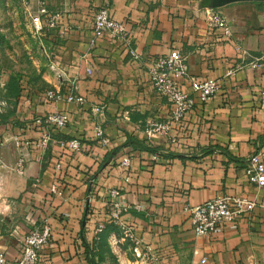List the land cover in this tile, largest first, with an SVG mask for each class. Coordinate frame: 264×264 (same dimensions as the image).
I'll use <instances>...</instances> for the list:
<instances>
[{
  "label": "crops",
  "instance_id": "obj_1",
  "mask_svg": "<svg viewBox=\"0 0 264 264\" xmlns=\"http://www.w3.org/2000/svg\"><path fill=\"white\" fill-rule=\"evenodd\" d=\"M41 1L65 16L64 28L34 35L50 69L36 84L23 77L18 101L3 97L11 78L0 69V113L13 112L0 123V252L7 262L14 264L29 232L47 223L52 232L39 264H89L86 245L92 249L99 240L95 229L107 222L105 202L118 188L129 206L123 221L151 254L148 264H202L203 259L205 264H264V187L246 175L251 156L264 158V68L249 67L264 54V0H27L30 16ZM6 2L0 0V16L4 7L5 17L12 18ZM100 8L127 25L139 60L124 41L94 38ZM217 9L231 25L232 37L212 27L209 13ZM1 27L11 28L10 18ZM173 49L187 55L192 77L220 82L217 95L198 103L175 128L176 143L167 136L149 139L141 127L149 118L170 117L169 102L157 95L149 70ZM58 61L65 69L62 77L55 71ZM239 67L235 76H226ZM70 80L77 81L85 106L47 97L51 90L67 95ZM189 83L185 90L190 91ZM94 107L103 111L96 114ZM56 111L69 114L70 123L53 133L44 155L17 147L16 138L37 142L33 120ZM126 112L131 121L122 118ZM95 126L104 129L108 146L91 134ZM71 139L82 141L80 152L57 143ZM26 153L21 175L14 168ZM126 157L132 159L129 170L121 165ZM55 184L61 195L51 192ZM223 196L253 200L255 210L236 227L197 238L188 208ZM110 241L118 239L111 234ZM123 241L112 245L114 251L128 262L129 253L136 264H147L123 249Z\"/></svg>",
  "mask_w": 264,
  "mask_h": 264
},
{
  "label": "built area",
  "instance_id": "obj_2",
  "mask_svg": "<svg viewBox=\"0 0 264 264\" xmlns=\"http://www.w3.org/2000/svg\"><path fill=\"white\" fill-rule=\"evenodd\" d=\"M25 4L27 0H22ZM161 2L163 0H149ZM210 22L213 28L221 32L225 37H232L233 32L231 25L220 10H212L209 13ZM33 29L36 35L43 36L49 30L64 28L65 16L62 12H51L46 3L41 1L37 12L32 16ZM94 38L107 37L111 40H121L130 48V54L134 60H139L140 56L133 50L132 42L129 39L127 25L124 22L115 20L107 8H100L96 11L93 20ZM95 41V40H94ZM58 77H62L65 69L58 61L55 65ZM254 70L264 68V54L254 59L250 64ZM241 68H234L227 72L226 76H235ZM150 80L154 86L157 95L168 100L171 114L168 120H160L158 118H149L141 123V127L145 135L152 139L158 135L170 137L172 143L177 140L172 136L175 128L180 126L185 120L187 114L194 111L198 103L206 104L211 101L220 90V82L214 79L198 80L190 75L187 55L178 49H173L167 54L158 56L153 62L149 70ZM188 80L189 89L185 90V81ZM69 92L64 95L62 91H49L47 97L59 102L66 100L67 102L85 106L86 99L79 94V86L76 80L68 81ZM103 108L94 107L92 112L101 113ZM122 118L131 121L128 112L124 113ZM70 123V116L66 112L56 111L45 116H39L32 122V127H37L40 138L37 142L32 140L21 141L15 139L17 147L26 149L33 147L40 152L41 156L48 150L50 144L54 141L53 133L63 130ZM93 136L103 146L109 145L105 131L100 126H95L92 130ZM82 141L80 139L59 140L58 145L72 152H80L82 150ZM158 155H154L152 160L157 161ZM27 153L23 154L14 168L15 172L23 175ZM132 159L126 157L121 165L129 170ZM61 164L55 166V170H61ZM246 175L249 182L258 187H264V158L261 154L251 156L247 167ZM126 182H130V177L125 178ZM51 192L60 194L58 186L55 184L51 187ZM107 212V221L120 227L123 232V240L130 241L133 244L134 254L138 259L145 260L148 264L151 254L141 249L142 240L138 239L131 226L123 221V215L129 210V206L123 199V194L118 188H112L109 192V200L105 202ZM256 203L242 196H223L205 203L188 208L191 217L194 234L197 238H212L215 235L223 233L231 227H236L238 220L245 214H249L255 210ZM107 222H100L95 229V235L99 236L106 227ZM52 228L45 223L29 232L25 237L23 251L14 264H39L42 249L49 244ZM155 261V259H154ZM206 263V259L202 260V264ZM0 264H9L3 253L0 252Z\"/></svg>",
  "mask_w": 264,
  "mask_h": 264
},
{
  "label": "rangeland",
  "instance_id": "obj_3",
  "mask_svg": "<svg viewBox=\"0 0 264 264\" xmlns=\"http://www.w3.org/2000/svg\"><path fill=\"white\" fill-rule=\"evenodd\" d=\"M5 1H8L6 2L7 7H12L13 13L12 18L9 16L6 18L4 7L1 8V25L3 26L4 22L10 18L12 27L5 28L0 25V69L7 73L10 78H14L17 83L26 77L36 84L43 80L44 73L50 69L49 59L39 50L35 41L34 29L30 27L28 22H32V16L26 11L27 5L22 0ZM112 234L117 237L118 241L111 244L110 237L108 238L109 249L105 250L100 259L98 258L99 264H136L135 258L129 253L128 257L131 262L124 260L116 248L114 251L112 245L116 247L120 243L119 241L123 240V236L117 233ZM123 242V249H130L134 255L133 244L127 240Z\"/></svg>",
  "mask_w": 264,
  "mask_h": 264
},
{
  "label": "trees",
  "instance_id": "obj_4",
  "mask_svg": "<svg viewBox=\"0 0 264 264\" xmlns=\"http://www.w3.org/2000/svg\"><path fill=\"white\" fill-rule=\"evenodd\" d=\"M5 99L12 98L16 101L19 100L21 97V88L19 82L17 83L14 78H11L8 85L6 86V92L3 96ZM14 106L17 105L15 101H13ZM16 107V106H15ZM13 115V112H9L8 114H1L0 113V123H5L7 119ZM37 130V127H34ZM112 233H117L120 236H123V232L120 227L116 226L115 224L107 221L106 227L103 232L98 236L99 240L96 242L94 241L92 245V249L87 248V254L89 256V264H99L98 258L105 253V250L109 249L108 247V238ZM86 244V242H85ZM97 256V260H96Z\"/></svg>",
  "mask_w": 264,
  "mask_h": 264
}]
</instances>
